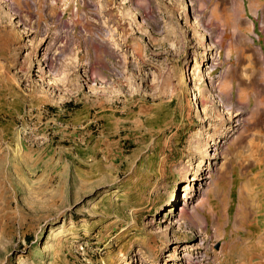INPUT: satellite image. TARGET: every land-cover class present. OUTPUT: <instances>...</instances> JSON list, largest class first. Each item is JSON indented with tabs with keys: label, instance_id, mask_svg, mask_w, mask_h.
I'll list each match as a JSON object with an SVG mask.
<instances>
[{
	"label": "rangeland",
	"instance_id": "obj_1",
	"mask_svg": "<svg viewBox=\"0 0 264 264\" xmlns=\"http://www.w3.org/2000/svg\"><path fill=\"white\" fill-rule=\"evenodd\" d=\"M21 2L0 0V264H264V0L246 100L220 89L230 4Z\"/></svg>",
	"mask_w": 264,
	"mask_h": 264
},
{
	"label": "bare ground",
	"instance_id": "obj_2",
	"mask_svg": "<svg viewBox=\"0 0 264 264\" xmlns=\"http://www.w3.org/2000/svg\"><path fill=\"white\" fill-rule=\"evenodd\" d=\"M18 2L20 4L22 3L21 0H18ZM24 2L29 3V0H24ZM236 2H237V0H213V3L219 4V6H217L216 10L212 12V15H211L212 18L211 19H212V22L219 23L220 22L219 19H221L220 14L222 13V11L220 10V8H222L221 7L222 4L224 5L225 8L227 7L225 4H230L228 6L230 8V11H231L230 12V19H227L226 21L222 22L223 25H227L228 28H230V30L229 31L227 30L225 32V34L222 36V38L220 40V47L227 48L226 49V55L228 58H231L230 60H231L232 64L234 65V67L231 68V70L229 71L230 73L227 71V74L225 75V77L223 76L225 79L223 80V82L221 81L222 83L220 85V89L223 92H225L226 95H230V94L232 95V94H235L236 91H238L240 99L246 100L245 98H247V96L249 95V93H250L249 91L253 88L254 89L256 88V83H255V81H253V82L251 81V83H248L249 81L248 82L244 81L243 80L244 78H242V74L244 73V71L242 72V74L241 73L239 74L237 72V70H235V67H237V65H239L243 61V59H244L243 57L246 55L248 48L249 49L255 48L259 44V41L262 40V36L257 31L258 23L248 19L247 16L245 15V12H244V10H245L244 4L245 3L243 2V0H239V2H237V3ZM255 12H257L256 8H255ZM202 21H204V20L202 19ZM206 25H207V23H206ZM207 27H208V25H207ZM253 32L257 33V37H254V38L252 37L251 34ZM202 35H203V40H205L204 32L202 33ZM252 41H254L256 43L255 47H251V46H253ZM252 52H254V50ZM249 59H250V57H249ZM244 67L245 66H243L242 68H244ZM257 84H259V83H257ZM251 92H253V91H251ZM255 92H256V89H255ZM255 92H253V93H255ZM236 95H238V94H236ZM199 97H200V95L198 94V92H195L194 98L192 100H195V102L198 103ZM220 97H221V100L225 102L226 99H224L221 96V94H220ZM257 101H258V99H257ZM226 105L229 106L228 103H226ZM194 210L196 211L197 209L195 208ZM182 211L184 213L189 212V210H187L186 208L182 209Z\"/></svg>",
	"mask_w": 264,
	"mask_h": 264
}]
</instances>
